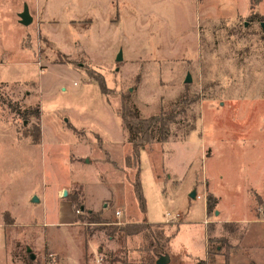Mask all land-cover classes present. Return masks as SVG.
<instances>
[{
    "label": "rangeland",
    "instance_id": "1",
    "mask_svg": "<svg viewBox=\"0 0 264 264\" xmlns=\"http://www.w3.org/2000/svg\"><path fill=\"white\" fill-rule=\"evenodd\" d=\"M0 15V264H140L139 236L102 229L143 217L123 93L145 118L185 109L139 154L146 221L179 228L168 264L202 257L209 223L213 254L245 242L264 260V0H0ZM192 190L216 193L236 231L219 238L222 215L206 217Z\"/></svg>",
    "mask_w": 264,
    "mask_h": 264
},
{
    "label": "trees",
    "instance_id": "2",
    "mask_svg": "<svg viewBox=\"0 0 264 264\" xmlns=\"http://www.w3.org/2000/svg\"><path fill=\"white\" fill-rule=\"evenodd\" d=\"M92 77V76H90ZM94 81L99 84L100 90L103 94L106 91V84L104 80L101 81L97 78H93ZM120 106L118 108L117 114L120 117L122 130L125 131L127 136V142L132 147L131 155L125 157V162L127 167H135L136 171L134 174V182L132 184V192L137 201V207L139 208L141 214H143L142 220L140 223L127 224L124 226L121 225H111L108 228H102L106 231L108 236H113L115 233L122 235L123 237L127 236H139L143 240V244L139 246L137 252L140 256V264H156L159 258L163 256H169V245L171 237H166L164 235V223L158 224H149L146 221L144 214L146 213L145 208V198L141 188V182L139 177V154L142 147L145 145H150L156 142H165L167 141L170 133L169 126L171 124H181L182 121L176 119L178 114H183L185 111L184 108L170 110L167 112L165 110H160L155 116L145 118L140 114V111L135 107L130 99L129 94L123 93L120 96ZM26 111L31 113V116L39 122L37 123V134L34 137L33 143L39 144L41 140L40 132V108L39 106H30ZM30 116V114H29ZM194 126L191 124L184 132V136L190 134L193 131ZM215 199L211 195H207L205 199L206 213L207 216H210L215 208ZM71 206L75 207L74 201L71 202ZM89 218L87 223L89 224H101L102 219L99 215H93L92 212H88ZM105 227V226H104ZM178 228L176 229V231ZM175 231V232H176ZM214 240L212 238L208 239V242L211 243ZM217 247H215L216 249ZM117 260V259H116ZM119 261V260H118ZM122 262V261H120ZM205 263V262H202ZM122 264H128L127 261H123ZM130 264V263H129Z\"/></svg>",
    "mask_w": 264,
    "mask_h": 264
},
{
    "label": "crops",
    "instance_id": "3",
    "mask_svg": "<svg viewBox=\"0 0 264 264\" xmlns=\"http://www.w3.org/2000/svg\"><path fill=\"white\" fill-rule=\"evenodd\" d=\"M7 29L8 28L5 26L4 23L0 24V32L2 33V35L5 34ZM7 32H9V29L7 30ZM7 36H8V34H7ZM0 38H3V37H0ZM192 192H194V190H192L190 192V197H191ZM210 194L216 199L215 207L217 208V211H215V213L213 215V219L219 217L220 214L222 215V219L220 220V222L223 224L222 225L223 231H219L220 235H217V236H219V238H221L224 233L227 232L226 234H228V233L233 232V230H235V224H237V223L240 224L241 222L237 221V220H235V221H227V220H225V217L223 216L222 211H221V206H219L220 205V198L213 191H210ZM195 196H196V194H195ZM191 198H193V197H191ZM194 198L202 200L201 197H199V198L194 197ZM202 201H203V205L205 206V200H202ZM246 213H247V207H246ZM205 214H206L205 215L206 217H209V216H207V213H206V206H205ZM246 221L252 222L250 219L246 220ZM262 221H264V220L259 221V219H258V220H255L254 223L257 224V223L262 222ZM147 223L156 224V223H151L148 220H147ZM183 223H186V222H183ZM186 224H189V223H186ZM210 224H213V223H209L205 228H203V238H204V240H203V251H202L203 255H202V257L196 256V255L194 256V255H191V254L189 255V254H187L185 252L184 259H182L181 262L183 261L184 264H185V262H188L189 264H192L193 260H196V262H198V261L206 262V259H207L206 257H209V258L212 257V259H215V258L220 259V261L217 262L218 264H264V260L262 262L261 261L258 262V261L254 260V259L252 260V256L249 255V252H248V249H247V245L245 244V242L243 243V245H240V243H239V246H238V244L234 245V246L232 244H230L231 247L228 246L227 244H225L223 246L222 245L221 246H217V248L215 249V252L213 254L212 251L209 250L208 239L209 238L215 239L217 237H214L212 235L214 233V228ZM203 227H204V225H203ZM204 229H205L206 237H205V234H204ZM178 231H179V228H178V230L176 232H174L173 235H170V237H171V241H170V245H169L170 249H171V243L173 241V238L177 234ZM263 252H264V250H263ZM171 253L180 257V254H177L175 251L173 252L172 249H171ZM178 264H179V262H178Z\"/></svg>",
    "mask_w": 264,
    "mask_h": 264
},
{
    "label": "water",
    "instance_id": "4",
    "mask_svg": "<svg viewBox=\"0 0 264 264\" xmlns=\"http://www.w3.org/2000/svg\"><path fill=\"white\" fill-rule=\"evenodd\" d=\"M20 20H21L20 22H21L24 26H27V25L30 24V22H31V18H30V16H29L27 10H25V11L20 15ZM262 28L264 29V23H262ZM117 61H118V62L121 61V54L118 55V59H117ZM190 81H191L190 75L187 74L186 77H185V79H184V82H186V83H190ZM62 194H63V196H67L66 191H63ZM191 197H193V198L195 197V192H192ZM166 258H167V259H166ZM156 264H168V257H167V256H163V257L159 258V260L156 262Z\"/></svg>",
    "mask_w": 264,
    "mask_h": 264
},
{
    "label": "built area",
    "instance_id": "5",
    "mask_svg": "<svg viewBox=\"0 0 264 264\" xmlns=\"http://www.w3.org/2000/svg\"><path fill=\"white\" fill-rule=\"evenodd\" d=\"M117 215H119V213H117ZM169 216V214H167V216L166 217H168ZM174 217V216H173ZM205 223L207 224L208 222H206V220H205ZM207 262V261H206ZM205 262V263H206ZM206 264H212V263H206Z\"/></svg>",
    "mask_w": 264,
    "mask_h": 264
}]
</instances>
